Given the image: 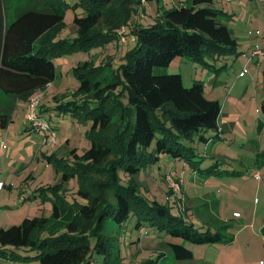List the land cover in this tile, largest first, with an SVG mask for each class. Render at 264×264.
I'll use <instances>...</instances> for the list:
<instances>
[{
	"label": "rangeland",
	"instance_id": "1",
	"mask_svg": "<svg viewBox=\"0 0 264 264\" xmlns=\"http://www.w3.org/2000/svg\"><path fill=\"white\" fill-rule=\"evenodd\" d=\"M86 1L64 0L67 4L63 8V20L52 31V41L64 39L67 47L53 58L56 78L50 84V95L44 97L45 88L33 91L28 100L17 99L11 120L0 133V144L3 142L0 148V181L3 183L0 227L18 224L24 217L45 216L47 224L34 232V237L44 239L67 233L66 224L75 221L77 232L88 234L86 240L91 248L99 238L110 248L115 264H146L150 260L156 264H264V112L260 108L264 97V56L256 62L245 59L250 47L261 44L256 33L264 30V0H212L215 7L225 10L223 22L238 38L235 53L211 61V66L175 56L168 66L154 68L155 73H180L187 87L194 80L203 82L205 96L220 103L219 135L209 143L197 138L191 142L203 159L200 166L215 168L218 172L200 177L192 173L184 160H173L163 154L157 163L136 176L143 195L169 204L176 214L187 209L185 217L190 222L209 227L219 214L227 225L223 232L232 239L203 244L150 228L148 223L137 228L133 217L121 225L109 222L97 235H92L89 230L93 223L78 215L77 206L86 201L79 195V187H89L95 178L101 180L105 174L88 167L85 173L86 169L82 170L83 177L78 180L76 168L85 166L87 160L77 159L70 149L75 148L81 155L93 137L109 143L112 153L99 165L104 166L115 156L120 138L115 132L117 113L109 129L100 132L96 129V134H92V119L88 116L94 98L91 91L89 94L78 91L79 78L73 68L85 61L98 66L96 69L106 65L101 70L102 80H111L135 45L132 27L161 21L164 10L191 4L190 0H142L127 8L123 6L122 10L126 11L119 14V19L124 20L123 26L98 29L104 32L100 34V41L84 47L75 40L77 31L73 17L85 12ZM249 41L253 44L248 50ZM244 67L246 72L240 75ZM99 71L89 77L99 79ZM33 97L39 101L36 112L42 109V117L56 131L54 146L43 143V133L30 127L28 103ZM0 100L4 101L5 96L0 94ZM206 135L212 137L214 131L207 130ZM64 172L68 173V178L63 181ZM120 174L123 182L130 179L129 175ZM169 177L179 183L176 191L171 189ZM57 183L60 187L53 190ZM193 196L197 199H189ZM55 204L60 210L59 217L53 215ZM233 211L238 215H232ZM169 242L183 243L192 251L193 258L177 261ZM16 253L14 260L1 259L0 264H39L33 257L36 252L26 246L18 248ZM102 259L103 256L93 253V263Z\"/></svg>",
	"mask_w": 264,
	"mask_h": 264
},
{
	"label": "trees",
	"instance_id": "2",
	"mask_svg": "<svg viewBox=\"0 0 264 264\" xmlns=\"http://www.w3.org/2000/svg\"><path fill=\"white\" fill-rule=\"evenodd\" d=\"M190 1V5L164 10L161 21L131 28L135 45L111 80H102L101 70L106 65L98 68L99 79L89 77L98 71V66L89 62L73 68L79 78L78 91H91L94 98L88 116L92 119V134H96V129H109L114 113L119 116L115 131L120 138L118 150L104 166L99 165L112 153L109 143L93 137L81 155L75 148L70 149L77 159L87 160L85 166L76 168L78 180L88 167L105 174V178L89 183L90 188L78 190L86 199L77 206L78 215L93 223L89 234L97 235L109 222L121 225L133 217L137 228L148 223L150 228L192 243L232 239L223 232L227 225L218 217L209 227L190 222L185 217L187 209L174 213L169 204L143 195L136 181L140 171L157 163L163 154L184 160L200 177L218 172L200 166L203 159L191 142L197 138L209 143L219 135V101L205 96L199 80L187 87L178 72H154V68L168 66L175 56L211 66V61L236 52L238 40L223 22L225 10L215 7L212 0ZM133 2L142 0H87L85 12L73 17L77 43L84 47L96 44L100 34H104L98 29L112 25L121 28L124 20L119 19V14L126 11L122 7ZM66 4L64 0H0V91L5 96L4 101L0 100V133L11 120L17 99H28L33 91L44 90L55 80L53 58L66 49L67 41H52V31L62 22ZM260 108L264 112V97ZM41 111L37 115L44 119ZM207 130L214 131V136L206 135ZM120 173L130 179L123 182ZM67 178L68 173L64 172L62 180ZM59 187L57 183L52 189ZM53 215H60L56 204ZM47 221L45 216L24 217L18 224L0 227V260H14L18 248L26 246L36 252L33 257L39 264H115L110 248L100 238L91 248L86 240L88 234H79L75 221L66 224L67 233L44 239L34 237V232L43 229ZM169 249L177 261L193 258L183 243L169 242ZM93 253L103 259L93 263ZM150 263L156 264L153 260L146 262Z\"/></svg>",
	"mask_w": 264,
	"mask_h": 264
},
{
	"label": "built area",
	"instance_id": "3",
	"mask_svg": "<svg viewBox=\"0 0 264 264\" xmlns=\"http://www.w3.org/2000/svg\"><path fill=\"white\" fill-rule=\"evenodd\" d=\"M125 31V29H123ZM262 44L256 43L254 46L251 47V50L248 54V60L251 59H257L259 56L264 55V30L259 33ZM124 40V38H122ZM246 72V67L243 68V70L239 73L240 75H244ZM29 107L30 111L28 114V122L30 124V127L34 130L41 131L43 133V143L48 144L50 146H54L56 143L57 134L56 131L50 127L48 122L45 119H42L37 115V112L35 110V107L39 104V101L36 97L29 99ZM3 145V142L1 143V146ZM170 187L172 190L176 191L179 187V183L173 181L172 178H170ZM3 183L0 181V189L2 188Z\"/></svg>",
	"mask_w": 264,
	"mask_h": 264
},
{
	"label": "crops",
	"instance_id": "4",
	"mask_svg": "<svg viewBox=\"0 0 264 264\" xmlns=\"http://www.w3.org/2000/svg\"><path fill=\"white\" fill-rule=\"evenodd\" d=\"M232 33H233V31H232ZM260 33V32H259ZM259 33H256L257 35H259ZM234 36V35H233ZM237 38V37H236ZM238 39V38H237ZM251 40H253V38H251L250 39V41ZM257 40H259V41H261V44H262V39H261V37H260V35H259V37H257ZM249 41V42H250ZM239 44V43H238ZM253 43H249V46H248V50H249V47L252 45ZM256 44V43H255ZM259 44V43H258ZM250 50H251V47H250ZM250 50H249V52H250ZM249 54V53H248ZM261 56H264V55H261ZM260 57V56H259ZM258 57V58H259ZM258 58L257 59H251L250 60V62L251 61H253V62H256L257 60H258ZM245 59H247L246 61H248V57L246 58L245 57ZM218 61H219V59H218ZM250 62H247V63H250ZM260 65V63H258V66ZM241 72V71H240ZM245 74V73H244ZM53 82V81H52ZM52 82H50L49 84H47V87H46V89H45V91H44V93H45V96L44 97H47L48 98V96L50 95V93H49V87L51 86L50 84L52 83ZM38 92H40V90H38ZM0 94H2L3 96H4V94L0 91ZM28 100V99H27ZM42 110V109H41ZM28 129V128H27ZM2 146H1V144H0V148H1ZM174 160V159H173ZM180 161H182V160H180ZM187 164V163H186ZM192 173H195L196 175H198L197 173H196V171L195 170H192ZM189 199H192V200H196L197 199V197H195V196H193V197H191V198H189ZM200 204H198V206H199ZM197 206V207H198ZM196 206H195V208H197ZM233 213H235V214H237L236 213V211H233L232 212V215H233ZM238 215V214H237ZM236 215V216H237ZM218 218L221 220V218L219 217V214H218Z\"/></svg>",
	"mask_w": 264,
	"mask_h": 264
}]
</instances>
